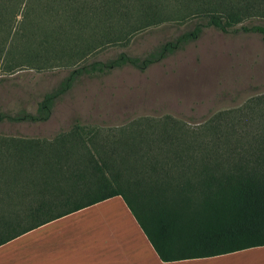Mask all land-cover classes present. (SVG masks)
<instances>
[{
    "label": "trees",
    "instance_id": "1",
    "mask_svg": "<svg viewBox=\"0 0 264 264\" xmlns=\"http://www.w3.org/2000/svg\"><path fill=\"white\" fill-rule=\"evenodd\" d=\"M178 3L175 13L148 3L132 21L122 0H0V60L10 54L8 40H27L25 62L69 70L34 113L0 112V124L45 123L81 78L124 67L145 72L208 28L258 33L264 43V25H242L264 18V0ZM187 19L196 20L190 29L143 56L119 51L88 61L110 47L127 48L140 28ZM114 197H121L164 263L263 247L264 93L201 124L163 115L118 128L75 123L50 139L0 134V247Z\"/></svg>",
    "mask_w": 264,
    "mask_h": 264
},
{
    "label": "rangeland",
    "instance_id": "2",
    "mask_svg": "<svg viewBox=\"0 0 264 264\" xmlns=\"http://www.w3.org/2000/svg\"><path fill=\"white\" fill-rule=\"evenodd\" d=\"M92 1V0H90ZM101 0H95V4ZM103 1V0H102ZM131 20L134 14L152 3L169 13L180 10L179 0H122ZM95 5H91L92 8ZM152 7V8H153ZM22 12L17 15L21 19ZM173 19L175 15H172ZM196 20H171L140 28L130 37L127 48L110 47L88 57L105 60L119 51L143 56L155 47L190 29ZM244 26L264 25L254 18ZM16 24L14 25V28ZM238 26L237 28H239ZM27 40H8L4 49L10 54L0 60V112L19 110L34 113L43 94L53 89L68 73L55 62L39 66L25 62ZM38 45L33 47L34 50ZM41 65V67H40ZM10 66L12 71H6ZM264 93V43L258 33H222L205 29L200 38L145 72L130 67L114 70L106 76L81 78L58 101L45 123H1L0 134L50 139L67 131L75 123L85 128H118L143 117L170 115L189 124H201L214 114L239 108L250 98ZM105 210H88L69 219L74 224H92L93 244L105 231Z\"/></svg>",
    "mask_w": 264,
    "mask_h": 264
},
{
    "label": "crops",
    "instance_id": "3",
    "mask_svg": "<svg viewBox=\"0 0 264 264\" xmlns=\"http://www.w3.org/2000/svg\"><path fill=\"white\" fill-rule=\"evenodd\" d=\"M104 214L106 228L74 224L88 210ZM0 264H264V246L230 254L164 263L146 239L121 197H114L45 224L0 247Z\"/></svg>",
    "mask_w": 264,
    "mask_h": 264
}]
</instances>
